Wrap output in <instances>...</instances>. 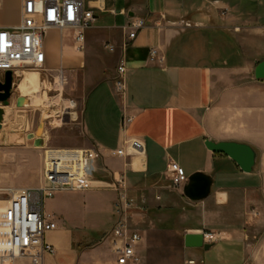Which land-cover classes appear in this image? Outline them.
Instances as JSON below:
<instances>
[{
    "label": "crops",
    "instance_id": "0c3cea01",
    "mask_svg": "<svg viewBox=\"0 0 264 264\" xmlns=\"http://www.w3.org/2000/svg\"><path fill=\"white\" fill-rule=\"evenodd\" d=\"M30 1L40 9L53 0H0V28H17L24 19L41 23L39 15L25 18ZM85 2L95 21L86 32L84 52H76L71 30L51 28L44 42L48 73L63 69L82 79L85 143L78 150L94 159V189L83 193L85 201L108 190L109 204H98L101 215L115 224L113 184L124 176L134 200L129 224L143 236L139 255L144 234L152 228L182 235L186 261L264 264V80L254 73L264 61V0ZM139 19L147 27L125 47L127 26ZM152 49L164 58L162 64L151 62ZM122 60L127 68L124 99L114 87ZM18 90L23 96L26 87L18 85ZM134 140L144 145L143 153H133ZM208 143L249 147L250 172L210 151ZM118 149L128 156H111ZM171 162L188 178H211L209 196L195 202L185 196V186L173 188ZM72 193L57 194L50 201L52 210L45 212L58 228L46 236L56 254L44 264H116L109 245H98L101 224L88 232L85 224L69 223L70 208L57 197ZM205 232L221 236L209 251L185 247L186 235ZM88 237L98 243L84 244Z\"/></svg>",
    "mask_w": 264,
    "mask_h": 264
},
{
    "label": "built area",
    "instance_id": "2783aa9c",
    "mask_svg": "<svg viewBox=\"0 0 264 264\" xmlns=\"http://www.w3.org/2000/svg\"><path fill=\"white\" fill-rule=\"evenodd\" d=\"M24 15H39L41 23H30L27 19L17 28H0V81L4 82L7 72L13 74L14 81L22 78L28 70L48 73L44 42L49 29L71 30L76 52H84L86 32L92 27L95 15L86 8L85 0H53L46 2L40 9L30 1L24 6ZM147 27L145 19H139L127 26L128 34L125 47L137 38L140 31ZM109 49H113L109 47ZM151 62L162 64L157 49L150 52ZM64 80V70L57 71ZM115 91L124 99L127 94V68L124 60L117 68L114 82ZM131 119L128 120L130 122ZM134 154L144 152V145L137 140L130 142ZM70 155H54L46 159L43 168L44 182L35 188L0 189V264H44L46 257H52L56 250L46 241L48 233L55 231L58 224L46 214L47 201L65 192H87L93 188L90 163L94 160L85 150L71 151ZM113 157H127L124 149L111 152ZM173 188L186 186L189 178L185 170L171 162ZM118 198L115 204L116 221L105 241L116 258V264H142L139 249L143 236L129 224V214L134 209V200L128 195V184L124 176L113 184ZM204 243L215 244L220 235L202 233ZM184 264H203L202 261L188 260Z\"/></svg>",
    "mask_w": 264,
    "mask_h": 264
},
{
    "label": "rangeland",
    "instance_id": "374dc122",
    "mask_svg": "<svg viewBox=\"0 0 264 264\" xmlns=\"http://www.w3.org/2000/svg\"><path fill=\"white\" fill-rule=\"evenodd\" d=\"M26 72L39 74L41 97L38 98V95L34 94L28 95L27 88L21 96L18 85L22 88L24 84L21 82L22 78H19L14 81L9 104L0 105V116L2 117L0 123V189L39 187L44 182L43 168L46 159L54 155H70L71 151L81 149L85 143L81 127L83 103L81 76L64 72L63 80L57 72L47 74L33 70ZM58 83H61L60 91L56 88ZM20 97L27 100L23 108L17 107V100ZM57 100L59 106L54 104ZM62 101L73 102L75 107L68 110ZM90 172L92 174V162ZM83 193L87 192L65 194L57 197V200L62 198L65 201L64 204L70 208L69 223L80 226L85 224L88 227L87 230L94 227L96 223L101 224L104 233L98 245H105V239L112 230L114 222L110 223L106 216L101 215L99 204H109L110 192L105 190L95 193L91 195L93 200L90 201H85ZM50 201L45 204V212L52 210ZM144 237L145 243L140 251L142 264L185 263L182 235L149 228ZM96 243L98 241L88 237L84 244L93 246ZM262 258L264 260V254ZM23 262L28 264L26 261ZM18 264L24 263L19 262Z\"/></svg>",
    "mask_w": 264,
    "mask_h": 264
},
{
    "label": "water",
    "instance_id": "95a60500",
    "mask_svg": "<svg viewBox=\"0 0 264 264\" xmlns=\"http://www.w3.org/2000/svg\"><path fill=\"white\" fill-rule=\"evenodd\" d=\"M254 73L255 77L258 80H264V61L256 65ZM12 92L13 74L11 72H7L4 76V82L0 81V105L9 104V101L12 97ZM26 104L27 100L24 97L18 98V108H23ZM1 122L2 117L0 116V123ZM207 147L213 153L223 154L231 158L245 173L250 172L253 166V153L247 146L234 143H208ZM211 187V178L204 174H195L194 176L189 178V182L184 188V194L191 201H202L209 196ZM213 245L214 244L204 243V238L201 234H191L185 236V247L188 249H203L205 251H209L213 247Z\"/></svg>",
    "mask_w": 264,
    "mask_h": 264
},
{
    "label": "bare ground",
    "instance_id": "6f19581e",
    "mask_svg": "<svg viewBox=\"0 0 264 264\" xmlns=\"http://www.w3.org/2000/svg\"><path fill=\"white\" fill-rule=\"evenodd\" d=\"M21 82L27 88V94L28 95H33L34 94L36 96L38 95L37 96L38 98L41 97V95H40V78H39V74L32 73V72H25L23 74ZM58 90L59 91L61 90V83H58ZM58 99H60V96H58ZM62 102L64 103L65 108L68 109V110L73 108V107H75V104L73 102H70V101H62ZM54 104L59 106V101L57 100Z\"/></svg>",
    "mask_w": 264,
    "mask_h": 264
}]
</instances>
